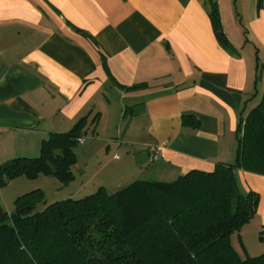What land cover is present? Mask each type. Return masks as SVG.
Instances as JSON below:
<instances>
[{"label":"crops","instance_id":"1","mask_svg":"<svg viewBox=\"0 0 264 264\" xmlns=\"http://www.w3.org/2000/svg\"><path fill=\"white\" fill-rule=\"evenodd\" d=\"M212 1L237 55L220 46L207 0H0V165L21 150L39 156L51 133L85 116L86 150L123 151L111 157L116 180L99 183L107 190L235 163L238 125L264 95V0ZM139 84L147 87L127 90ZM130 107L137 113L125 118ZM80 171L86 184V162ZM237 178L261 196L254 219L232 236L243 244L264 230V176L239 170Z\"/></svg>","mask_w":264,"mask_h":264},{"label":"trees","instance_id":"2","mask_svg":"<svg viewBox=\"0 0 264 264\" xmlns=\"http://www.w3.org/2000/svg\"><path fill=\"white\" fill-rule=\"evenodd\" d=\"M207 4L220 46L239 54L224 31L218 6L212 0ZM102 60L106 67L104 55ZM135 113L136 107H130L125 118ZM98 119L97 114L91 124ZM89 124L85 116L68 132L51 133L38 157L0 165V188L24 176L72 183L76 148ZM237 133V161L219 163L212 172L194 170L173 182L140 179L111 193L100 187L41 212L36 211L44 201L39 189L18 197L13 213L0 198V264H264V255L243 259L232 244V236L254 219L261 201L259 193L240 188L237 172L264 176V95L240 121ZM259 239L264 242V230Z\"/></svg>","mask_w":264,"mask_h":264},{"label":"rangeland","instance_id":"3","mask_svg":"<svg viewBox=\"0 0 264 264\" xmlns=\"http://www.w3.org/2000/svg\"><path fill=\"white\" fill-rule=\"evenodd\" d=\"M259 84H260L259 85V90H260V88L262 89L263 83L260 81ZM111 146L114 147V145L112 144ZM93 150L91 149L86 150L83 145L81 144L78 145V147L76 148V155L78 161L76 167L73 168L75 180L69 185H63L53 177L40 175L36 179H30L25 176L20 177L11 181L7 186L0 188V198L2 200L3 206L6 209V211L8 213H13L16 209L15 202L18 197L38 189L41 190L42 193L44 194V201L39 203L36 208V211L41 212L48 205L52 203L63 201L68 198L81 199L87 195H91L95 193L101 186L99 185L100 181H104L105 183H109V184L111 183L112 185L113 182L116 180L115 178L118 175L116 174L117 173L116 172L114 174L116 176L115 178L111 179L110 177L111 173L109 170H112L111 166L114 164V161L112 160L111 157L112 155L115 154L119 155L120 157L122 156L124 157L123 151H120L114 147L112 152L108 154L107 143H100L99 146L95 148L93 147ZM24 154L25 153H23L21 150L20 152H18L16 157H28V158L38 157V156L35 157L32 156L33 154L32 155L31 154L24 155ZM100 160L103 161L101 165L103 166L106 165L107 168L104 169L101 167V165H99ZM124 160H126V157L124 158ZM85 162H86V172L91 176V178H88L89 181L86 182V184L83 183L84 177L80 171V169L84 166ZM151 180L159 181L155 179H151ZM128 181L129 182L123 181L122 182L123 184L120 185L125 187L126 185H129L135 180L132 181L128 180ZM112 189L114 188L110 186L108 188V191L110 193L114 192ZM237 234L239 233H236V235ZM244 243L242 244L240 240L236 239L233 244L235 249L243 259L248 256L257 257L260 255H264V242L260 241L259 234L255 233V231L248 236L247 240Z\"/></svg>","mask_w":264,"mask_h":264},{"label":"built area","instance_id":"4","mask_svg":"<svg viewBox=\"0 0 264 264\" xmlns=\"http://www.w3.org/2000/svg\"><path fill=\"white\" fill-rule=\"evenodd\" d=\"M84 143V139L80 140V144ZM163 147L161 145L153 146L149 148V153L153 160H157L162 153ZM118 158V157H117Z\"/></svg>","mask_w":264,"mask_h":264}]
</instances>
